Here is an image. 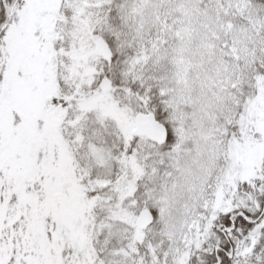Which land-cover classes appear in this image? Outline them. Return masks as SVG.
I'll use <instances>...</instances> for the list:
<instances>
[{"label": "snow or ice", "instance_id": "6c2138e0", "mask_svg": "<svg viewBox=\"0 0 264 264\" xmlns=\"http://www.w3.org/2000/svg\"><path fill=\"white\" fill-rule=\"evenodd\" d=\"M0 264H264V0H0Z\"/></svg>", "mask_w": 264, "mask_h": 264}]
</instances>
